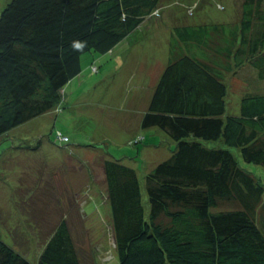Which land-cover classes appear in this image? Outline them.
Masks as SVG:
<instances>
[{
  "label": "trees",
  "instance_id": "trees-1",
  "mask_svg": "<svg viewBox=\"0 0 264 264\" xmlns=\"http://www.w3.org/2000/svg\"><path fill=\"white\" fill-rule=\"evenodd\" d=\"M262 1L244 0L234 26L172 28L170 58L141 126H158L175 148L145 174L146 200L133 167L101 161L112 264H264V185L230 149L264 167V93L246 92L231 112L224 81L227 69L243 65L264 80V13L254 12ZM160 2L8 1L0 11V135L60 105L82 54L125 45ZM86 257L65 216L46 235L36 263L0 238V264H87Z\"/></svg>",
  "mask_w": 264,
  "mask_h": 264
},
{
  "label": "rangeland",
  "instance_id": "rangeland-1",
  "mask_svg": "<svg viewBox=\"0 0 264 264\" xmlns=\"http://www.w3.org/2000/svg\"><path fill=\"white\" fill-rule=\"evenodd\" d=\"M8 1L0 0V11ZM243 2L161 0L125 45L105 54H82L81 71L63 87L60 105L0 135V238L36 263L46 235L65 216L87 264L93 258L97 264L115 263L105 204L91 193L104 187L101 161L115 157L133 167L146 200L145 174L175 148L158 126H141L154 89L151 82L167 63L170 27L234 26L240 23ZM254 12L264 13V1ZM133 36L140 41L134 44ZM230 69L224 73L227 107L238 112L243 94L264 93V80L248 65ZM58 132L69 140L60 142ZM230 149L264 185V167Z\"/></svg>",
  "mask_w": 264,
  "mask_h": 264
},
{
  "label": "crops",
  "instance_id": "crops-1",
  "mask_svg": "<svg viewBox=\"0 0 264 264\" xmlns=\"http://www.w3.org/2000/svg\"><path fill=\"white\" fill-rule=\"evenodd\" d=\"M222 23V22H221ZM224 24H226V23H224ZM226 25H228V24H226ZM172 26L170 27V31H172ZM195 52H196V54H200L201 53V49L200 48H198V49H196V48H192ZM169 52H170V48H169V50L167 49V51H166V53L168 54V58H167V62L169 61V58H170V55H169ZM167 64V63H166ZM164 66V65H163ZM162 69L164 68V67H161ZM162 69L160 70V72H159V74H158V76H157V78H156V81H153V82H151V84H152V86H155V84H156V82H157V80H158V77H159V75H160V73H161V71H162ZM155 82V84H153ZM153 88V87H152ZM154 90V89H153ZM153 93V92H152ZM152 95V94H151ZM151 98V97H150ZM123 157H124V155H123ZM112 158H114V159H116L115 157H110V159H112ZM118 160H120V159H118ZM139 184H140V189L142 190V185H141V182L139 181ZM93 186H95V184H93ZM102 186H103V184H102ZM104 189V190H103ZM103 189H94V190H92L91 189V193H93L94 195H96V197H98V198H101L102 197V199H103V201H102V203H104L105 204V206H104V210H105V212H107V213H110V206H109V204H108V202H107V200H106V191H105V188L103 187ZM92 194V195H93ZM107 209V210H106Z\"/></svg>",
  "mask_w": 264,
  "mask_h": 264
}]
</instances>
